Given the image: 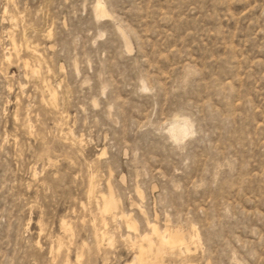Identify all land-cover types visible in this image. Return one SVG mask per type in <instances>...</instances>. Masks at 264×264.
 Here are the masks:
<instances>
[{
	"label": "rangeland",
	"instance_id": "obj_1",
	"mask_svg": "<svg viewBox=\"0 0 264 264\" xmlns=\"http://www.w3.org/2000/svg\"><path fill=\"white\" fill-rule=\"evenodd\" d=\"M148 222L264 264V0H0V264H129Z\"/></svg>",
	"mask_w": 264,
	"mask_h": 264
},
{
	"label": "bare ground",
	"instance_id": "obj_2",
	"mask_svg": "<svg viewBox=\"0 0 264 264\" xmlns=\"http://www.w3.org/2000/svg\"><path fill=\"white\" fill-rule=\"evenodd\" d=\"M99 3V2H98ZM97 6V5H96ZM101 7V5H100ZM97 8H99V6H97ZM102 8V7H101ZM102 14H105V11L101 10L100 11ZM13 23V22H12ZM49 33V32H48ZM47 33V34H48ZM50 36H48L49 39ZM46 38V37H45ZM14 44V43H13ZM15 46V45H14ZM13 46V47H14ZM30 48V47H29ZM33 55L37 54V48L33 47ZM14 51H16V48L14 47ZM28 49V46L27 48ZM37 49V50H36ZM31 50V49H30ZM29 50V51H30ZM17 53V52H15ZM38 57V54L36 55ZM36 59V58H35ZM34 59V60H35ZM40 59V58H39ZM37 59V60H39ZM38 63V62H37ZM41 64V63H39ZM41 66V65H40ZM39 66V68H40ZM24 67V66H23ZM25 67L26 68H30L29 63L25 62ZM38 67V66H37ZM43 67V66H42ZM38 69V68H36ZM35 68H32L30 70H28V72L30 71V73L32 74V76H34L33 74H37L38 70H36ZM44 70V69H42ZM42 70L40 69V71L42 72ZM48 71V70H47ZM27 72V73H28ZM36 76V75H35ZM34 76V77H35ZM39 76V75H38ZM36 76V77H38ZM31 77V75H30ZM33 77V78H34ZM35 77V78H36ZM40 80V78H39ZM44 82V81H43ZM44 84V83H43ZM46 88V97H48V102L49 105L51 107H55L56 104V94L54 92V90L50 89L49 87L45 86ZM52 88V87H51ZM50 107V108H51ZM65 117V116H64ZM187 124V123H186ZM185 125V124H184ZM183 125V126H184ZM172 126V125H170ZM182 126V127H183ZM188 126V124H187ZM190 126V125H189ZM188 126V128H189ZM187 127H185L186 129ZM172 129V128H171ZM183 129V128H182ZM184 129V130H185ZM189 130V129H186ZM182 131V130H181ZM180 131V132H181ZM184 133L187 131H183ZM188 133V132H187ZM183 134V133H181ZM185 136V135H184ZM172 137V136H171ZM103 155V154H102ZM93 179H91L90 183H89V189H88V194L89 196H93L92 194H94V183H93ZM98 198V197H97ZM100 202L98 204V210L102 217V222L103 225L105 226L107 218H109L110 220H116V219H120L122 220L125 225L126 228L128 229V231H137V226H136V222L133 221L129 215H126L124 212L119 210L118 207V202L115 199V197L113 196L112 192L109 191L107 193V195H100L99 196ZM63 223V227L64 229H66V233L69 231V227L68 224L65 221H62ZM101 222V223H102ZM156 223V222H155ZM155 223H151L148 222L147 223V228H148V232L146 233H142V234H137V237H135V241L132 243V247L135 249V255L132 259V261L129 264H166L164 262V256L166 251H170V252H178L180 255H182L184 258H188V256L191 255L192 249H191V245H193L194 247H198L197 243L199 242V235L196 232H193L191 241L189 239L190 242H188L184 237L183 233L180 231H175V230H171L169 228H164V229H160L158 227L157 224ZM41 226V225H40ZM40 228V227H39ZM42 229V228H40ZM97 230V229H96ZM41 231V230H40ZM43 231V230H42ZM44 232V231H43ZM95 232V231H94ZM107 232H100L99 230L96 231L95 236H96V240L98 243L97 245L99 246V244H101L100 242L107 240L108 244L110 245L112 244V239L110 237L106 238L107 236ZM190 237V236H189ZM57 241V240H56ZM61 241V240H60ZM58 243V242H57ZM59 244V243H58ZM62 244V242H61ZM59 244V246L61 245ZM100 247V246H99ZM102 247V246H101ZM100 247V248H101ZM59 250H61V247L58 248ZM57 249V250H58ZM53 250V248H52ZM53 252V251H51ZM58 252V251H57ZM60 252V251H59ZM58 254V253H57ZM167 255V254H166ZM54 256V255H53ZM57 256V255H56ZM59 256V255H58ZM82 256V255H81ZM79 256V257H81ZM78 257V258H79ZM55 259V258H54ZM80 259V258H79ZM78 259V260H79ZM178 259V257H177ZM53 260V259H52ZM175 260V258H174ZM66 261V260H65ZM53 262V261H52ZM80 262V261H79ZM184 264H195L191 261H183ZM67 264V261H66ZM80 264V263H79Z\"/></svg>",
	"mask_w": 264,
	"mask_h": 264
}]
</instances>
